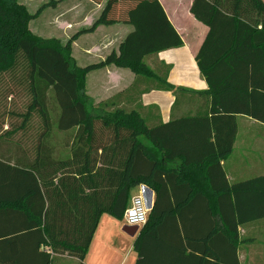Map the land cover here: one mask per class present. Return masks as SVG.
I'll use <instances>...</instances> for the list:
<instances>
[{
	"label": "trees",
	"instance_id": "1",
	"mask_svg": "<svg viewBox=\"0 0 264 264\" xmlns=\"http://www.w3.org/2000/svg\"><path fill=\"white\" fill-rule=\"evenodd\" d=\"M60 1L47 0L31 13L18 0H0V264H52L62 255L85 264L100 217L122 220L130 189L141 184L156 196L137 232L135 264L148 261L144 229L161 218L167 182L185 181L181 203L204 196L233 235L239 225L264 219V174L229 183L221 163L233 150L237 115L264 124V0L193 1L190 12L209 28L195 56L209 89L191 97L206 95L209 115L155 126L137 106L121 104L128 89L116 102L96 104L83 89L88 72L113 64L129 69L135 82L179 90L143 60L182 43L159 1L107 0L92 25L64 43L33 34L29 22ZM114 23L133 26L117 52L77 65L72 42ZM53 123L59 132L73 131L66 156L51 142ZM142 139L164 159L180 158L183 174L163 172Z\"/></svg>",
	"mask_w": 264,
	"mask_h": 264
},
{
	"label": "crops",
	"instance_id": "2",
	"mask_svg": "<svg viewBox=\"0 0 264 264\" xmlns=\"http://www.w3.org/2000/svg\"><path fill=\"white\" fill-rule=\"evenodd\" d=\"M26 1L19 2L28 9ZM42 1L44 3L47 0ZM65 1L61 0L55 7L47 8L55 9ZM106 1L94 3L91 0H83V17L81 21H77L78 24H83L80 29L92 25L99 17ZM158 1L167 19L180 35L182 43L179 46L147 54L143 60L179 90L154 88L153 85L156 84L149 80L150 83L146 81L144 84L135 82V75L129 69L113 64L88 72L83 89L91 103L116 102L119 93L128 89L121 99V104L128 108L137 106L147 123L154 126L176 118L209 115L210 111V100L206 95L191 97V93H203L209 89L195 60L209 28L190 12L194 0ZM65 4L67 5L56 9L62 8L52 17L49 27L41 28L38 24L32 28V25H28L29 30L41 38H59L62 34L66 35L72 25L64 15L70 16L75 9L68 7L69 2ZM45 9H42L37 17L41 16ZM43 28L49 32H43ZM132 30L131 24L114 23L100 24L93 31L83 33V56L90 61L87 64L103 60L111 51L117 52L119 44ZM236 120L237 133L233 150L221 161L229 183L264 174V124L243 115H237ZM142 140L148 148L147 151L153 155L157 163H160L163 172L183 174L180 158L164 159L152 144L145 139ZM164 176L165 174L162 175ZM183 182L166 183L162 189L166 196L158 208L161 218L159 222L154 224L150 221V224L145 226L144 250L148 259L146 264H234L235 262L264 264V223L254 224L256 222L254 221L239 225L236 234H231L220 223L216 208L210 209L204 196L190 203L179 202L187 198V189L180 186ZM145 186L152 190L153 207L156 192L150 186ZM137 194H140V185L130 189L129 202ZM105 216L108 214H103L101 217ZM124 225L126 224L123 219L121 223L116 224L111 223L106 217L102 222L99 219L84 257V263L135 264L137 253L134 242L138 231L131 237L122 230ZM77 262L74 257L62 255L57 256L52 264H77Z\"/></svg>",
	"mask_w": 264,
	"mask_h": 264
},
{
	"label": "rangeland",
	"instance_id": "3",
	"mask_svg": "<svg viewBox=\"0 0 264 264\" xmlns=\"http://www.w3.org/2000/svg\"><path fill=\"white\" fill-rule=\"evenodd\" d=\"M20 2H25L26 0H19ZM42 0H27L26 4L28 6V10L33 13L35 12V10L38 8V6L42 3ZM69 2V6L68 7H72L71 9H75L70 16L68 14H65L64 16L66 17V19L70 22V24L72 25L68 32L66 33V35H60L59 38H55V39H59L62 43H64L66 40H68V37H71V35H73V33L75 31H77V29H80L81 26H83V24H78L77 21H81L82 17H83V0H66L65 2H62L58 7H62L63 5H67L65 3ZM57 7V8H58ZM67 7V6H66ZM67 7V9H68ZM57 8H46L41 16L37 17L36 19L32 20L29 23V26L32 25V28L35 25H40L41 28L44 26L49 27L48 25H50L49 23H51V19L52 17L58 13L60 11L56 10ZM66 9V8H65ZM66 9V11H67ZM79 12V13H78ZM78 13V15H77ZM76 14V15H74ZM39 27V26H37ZM36 27V28H37ZM37 33H39L38 31H36ZM43 32H49L46 29L43 28ZM40 34V33H39ZM51 35V34H49ZM59 36V35H57ZM46 39H50V38H46ZM83 33L80 34L74 42H72V50H71V57L74 59L75 63L79 66H83L85 64H87V62H90L88 60H86V57L83 56ZM93 103V102H92ZM96 104V103H93ZM50 107H51V118L53 120V122L56 121V118L59 114L58 108L55 105V102L53 101V99L50 100ZM260 128V126L258 127ZM73 134V131L69 132V133H64V132H59L56 129V125L53 123V132H52V136H51V142L54 145V147L57 150V153L59 155V157H63L66 156L68 153V149L66 148V146H64V143H66V141L68 140V138ZM264 137V136H263ZM106 219H110L111 223L116 224V223H121L122 220L114 218L112 216H105ZM105 217H101L100 218V222H102L103 219H105ZM262 224L264 223V220H259L256 221L254 224Z\"/></svg>",
	"mask_w": 264,
	"mask_h": 264
},
{
	"label": "built area",
	"instance_id": "4",
	"mask_svg": "<svg viewBox=\"0 0 264 264\" xmlns=\"http://www.w3.org/2000/svg\"><path fill=\"white\" fill-rule=\"evenodd\" d=\"M149 209L146 208L144 199L140 194L130 199L128 206L124 210L123 221L126 225L142 227L148 217Z\"/></svg>",
	"mask_w": 264,
	"mask_h": 264
},
{
	"label": "water",
	"instance_id": "5",
	"mask_svg": "<svg viewBox=\"0 0 264 264\" xmlns=\"http://www.w3.org/2000/svg\"><path fill=\"white\" fill-rule=\"evenodd\" d=\"M140 192L144 199L146 208L151 210L152 209V190L148 188L147 186H145L144 184H142L140 185ZM138 229L139 228L137 226L124 225L122 227V230L131 237L135 235Z\"/></svg>",
	"mask_w": 264,
	"mask_h": 264
}]
</instances>
